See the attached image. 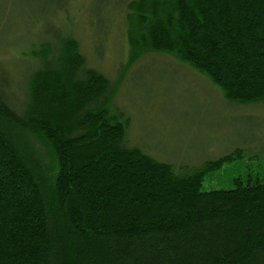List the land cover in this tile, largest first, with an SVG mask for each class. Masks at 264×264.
<instances>
[{
  "label": "trees",
  "instance_id": "obj_1",
  "mask_svg": "<svg viewBox=\"0 0 264 264\" xmlns=\"http://www.w3.org/2000/svg\"><path fill=\"white\" fill-rule=\"evenodd\" d=\"M125 20L130 60L169 55L228 101L264 102V0H129ZM30 55L17 105L0 65V264H264V171L203 190L239 149L178 174L124 145L76 39Z\"/></svg>",
  "mask_w": 264,
  "mask_h": 264
},
{
  "label": "rangeland",
  "instance_id": "obj_2",
  "mask_svg": "<svg viewBox=\"0 0 264 264\" xmlns=\"http://www.w3.org/2000/svg\"><path fill=\"white\" fill-rule=\"evenodd\" d=\"M127 1L0 0V65L11 103L24 100L25 79L38 65L30 51L69 35L86 67L105 75L115 90L110 109L127 124L125 146L172 164L178 174L239 149L204 178L203 190L230 188L239 174H262L264 102L228 101L207 76L169 55L148 52L130 60Z\"/></svg>",
  "mask_w": 264,
  "mask_h": 264
}]
</instances>
